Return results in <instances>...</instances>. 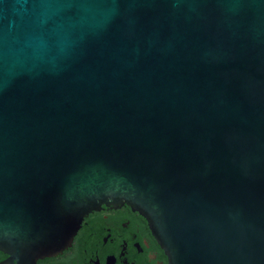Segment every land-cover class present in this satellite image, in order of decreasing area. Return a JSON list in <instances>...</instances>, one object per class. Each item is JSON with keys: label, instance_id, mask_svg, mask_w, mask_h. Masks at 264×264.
I'll list each match as a JSON object with an SVG mask.
<instances>
[{"label": "water", "instance_id": "95a60500", "mask_svg": "<svg viewBox=\"0 0 264 264\" xmlns=\"http://www.w3.org/2000/svg\"><path fill=\"white\" fill-rule=\"evenodd\" d=\"M102 204L168 264H264V0H0V264Z\"/></svg>", "mask_w": 264, "mask_h": 264}, {"label": "flooded vegetation", "instance_id": "af4514ba", "mask_svg": "<svg viewBox=\"0 0 264 264\" xmlns=\"http://www.w3.org/2000/svg\"><path fill=\"white\" fill-rule=\"evenodd\" d=\"M8 257L0 251V261ZM37 264H168L145 217L126 204L89 212L69 247Z\"/></svg>", "mask_w": 264, "mask_h": 264}]
</instances>
